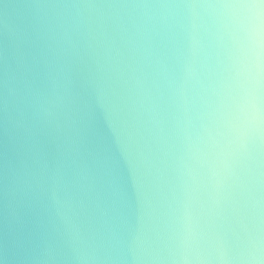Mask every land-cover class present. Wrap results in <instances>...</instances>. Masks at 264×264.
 <instances>
[{"label":"clouds","instance_id":"1","mask_svg":"<svg viewBox=\"0 0 264 264\" xmlns=\"http://www.w3.org/2000/svg\"><path fill=\"white\" fill-rule=\"evenodd\" d=\"M0 264H264V0H0Z\"/></svg>","mask_w":264,"mask_h":264}]
</instances>
